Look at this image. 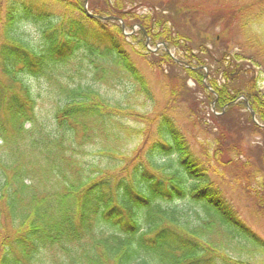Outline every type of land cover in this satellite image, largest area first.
Listing matches in <instances>:
<instances>
[{
	"label": "trees",
	"instance_id": "16d2710c",
	"mask_svg": "<svg viewBox=\"0 0 264 264\" xmlns=\"http://www.w3.org/2000/svg\"><path fill=\"white\" fill-rule=\"evenodd\" d=\"M219 1L209 14L225 50L214 56L203 42L194 44L192 17L177 21L165 0H87L94 15L120 18L127 28L140 25L129 37L115 19L88 17L85 0H0V264H256L254 256H264V240L245 226L221 187L232 168L264 218V92L261 75L242 67L264 65V0L250 4L253 11ZM26 25L38 30L37 44L25 38ZM233 28L252 33L235 53L228 49ZM146 37L176 48L179 63L164 50L148 52ZM131 40L140 48H130ZM131 54L165 87L163 107L154 114L139 109L154 98ZM85 60L91 82L60 81L72 61L80 77ZM212 64L225 82L214 72L203 82L197 67L210 71ZM103 75L125 87L121 99L110 102L95 91ZM42 77L60 92L49 124L36 118L38 94L28 81ZM187 79L203 91L199 105ZM239 96L244 99L234 102ZM214 100L216 111L225 110L206 119L205 105ZM245 101L263 125L243 114L250 129L261 131L259 150L232 146L238 142L231 140L232 110L246 109ZM180 105L197 125H211V149L194 150L171 115ZM86 143L96 147L93 154L83 149ZM257 175L260 184L250 187Z\"/></svg>",
	"mask_w": 264,
	"mask_h": 264
},
{
	"label": "rangeland",
	"instance_id": "374dc122",
	"mask_svg": "<svg viewBox=\"0 0 264 264\" xmlns=\"http://www.w3.org/2000/svg\"><path fill=\"white\" fill-rule=\"evenodd\" d=\"M175 1L178 4H176L177 5L176 9H173L172 5H173L174 0H165L164 5L166 6L165 9H167L168 13L173 15L172 17H175L177 21H179L180 19L181 21H184V20H187L189 17H192L191 23H189L190 20L186 22L189 23V30L191 28L194 44H196L197 41L203 42L206 47H208L211 51L213 50L212 53L214 54V56L220 55V51L225 50L224 48L220 50V48H222V44H221L222 42L219 39L220 37H217V38L215 37L218 35L220 28L217 24H212V21H211L212 17L209 14V10L215 7H218L219 5H222L223 2L219 0H175ZM254 1L255 0H232V1H228L227 3H233L235 4L236 7H238V6H241L242 4L250 5ZM168 3L172 5H168ZM195 7H202L204 11L202 12L201 10H198L195 12L193 10V8ZM252 8L254 9L255 6L250 5L249 7H246L248 11H253L251 10ZM175 10L179 12L177 13L176 16L174 13H172ZM146 11L148 10L147 9L141 10L139 8L137 9V12H140V13H145ZM263 26H264V18L260 22V27L262 28ZM253 31L255 33L257 32L260 33V31L256 29V26L254 27ZM23 34L25 38L32 44H37L39 42L40 34L38 33V30L36 29L35 26L33 25L24 26ZM250 35L252 36V33L249 30L245 34L243 32V29H241V32L236 28L231 29L229 33V38H235V41L231 43L230 45L228 44V49L230 50V52L235 53V52L242 51L241 48L237 47L236 44L238 41L242 42L246 40L247 36H250ZM215 41L217 42L216 44L214 43ZM131 47L140 48V44L136 42L135 40H131L130 48ZM148 47L151 49H154L153 45L151 46L148 45ZM127 48L130 49L129 46ZM161 49H163V46L158 45L156 51L160 52ZM149 52H153V51H149ZM170 52L171 54L175 56L179 55L176 48L174 47L170 49ZM245 52L247 56L248 50ZM131 55H132V58L137 62V66L139 67L141 73L148 80V84L152 91V96L154 98V103L147 101L145 102L146 103L145 106L141 107L140 105L139 109L142 108L141 109L142 113L147 112V113L154 114L155 111L158 112L163 107V103L166 98L165 87L161 83L156 71L152 67L147 65L146 62H140V60L136 58L137 56L133 54ZM83 64L84 65L81 70L83 72L80 74V77L78 74L73 73L72 67L74 65V62L72 61L69 64H67L65 67V70H62L66 73L62 76H59L60 81L64 82V84H68L71 87L78 83L84 84V83L91 82L90 75L85 70L87 60H85ZM253 65H254V68L252 67L250 63L246 62L244 65H242V67L249 68L248 74L252 72L255 75L258 74V76L261 75L259 76L258 87L262 92H264V73H263L264 65L260 66V63H255ZM118 71H119V68L117 67L116 73H118ZM210 72H214L213 77L218 81V83L225 82V80L222 78L220 71L216 65H213V64L211 65V69L210 71H208V74ZM124 79L126 80L127 78L124 77ZM28 81H29V84L32 86L33 90L37 92L36 94H38L36 111H35L38 122H41L43 124L52 123V120L49 116L52 114L54 106L59 103L60 92H59L58 87L55 89V87L53 86L54 84H51L46 78H43V77L38 78V79L29 78ZM100 82L101 83L99 82L93 83L94 87L96 88L95 91L98 94L102 95L103 97L108 99L110 102H112L115 99H121L122 93H124L125 87L119 84L118 81L113 78V76L107 75L105 77V75H103L102 80H100ZM186 86L189 89L194 90V92H196L193 95L198 105L201 100H205L203 91L197 90L198 88L196 87V84L193 83L191 79H187ZM132 94H133L134 99L138 96L137 91H135L134 89L132 90ZM212 107L213 105L211 101H209V103L205 105V111L207 112L206 119L211 112L215 111L216 107L214 109H212ZM232 111L235 112V113L231 112L233 113L231 117L232 118L234 117V122L236 123V130L233 132L231 140H238V142L234 141L236 143L232 144V146H235V147L239 146L245 151L247 149H255V147L258 146L257 148L259 150V147L262 146L263 144L260 135H258V134H261V131H255V130L253 131L252 129L248 127L247 123L243 120V114H247L245 109L243 110L240 108H235ZM222 114L223 113L214 114V115L219 116ZM171 115L174 117L175 121L177 122L181 130L186 134L187 138L191 142L196 152L198 148H201L202 145L206 146L208 149H211L213 138H214V133H215V132L211 133V129H210L211 125H207V126L197 125V122L195 121L196 120L195 117L190 116L187 113V111H185V109L182 107V105L177 106V108H175L171 112ZM130 124H132V122H130ZM26 126H28V124H26ZM257 128L262 129L261 126H258ZM136 142L137 140H134L132 144L130 145L127 144L126 150L133 148L137 144ZM84 145H85L83 146L84 150L88 151L91 154L95 152L96 147L93 144L86 143ZM239 160L241 162L245 161V159L243 158ZM249 168L250 170L254 171L255 166L252 165L251 167L250 165ZM222 176H223V181L221 182V187L223 189V192H224L223 194L225 195V198H227V200L231 202L232 206L237 211L238 217L245 224V226L250 228V230L254 234H256L257 236H260L264 240V218L258 214L257 208L253 205V202L248 197L245 191L248 188L242 182V178L239 180H234V170L232 168L226 169L225 174H222ZM216 177H219V175H216ZM259 180H260V176L257 175L254 180H251L252 185L250 187H252L253 185L256 186V183ZM260 182L261 181H259V184ZM261 204L264 206V198L261 200ZM233 248L235 250L236 257L238 259H243L244 251L236 252V249L238 248L237 243L233 244ZM254 258L258 259L256 264H264V256L255 255Z\"/></svg>",
	"mask_w": 264,
	"mask_h": 264
},
{
	"label": "water",
	"instance_id": "95a60500",
	"mask_svg": "<svg viewBox=\"0 0 264 264\" xmlns=\"http://www.w3.org/2000/svg\"><path fill=\"white\" fill-rule=\"evenodd\" d=\"M88 15H90L89 13H87ZM250 112H251V114H252V116H254V113H253V111L252 110H250Z\"/></svg>",
	"mask_w": 264,
	"mask_h": 264
}]
</instances>
